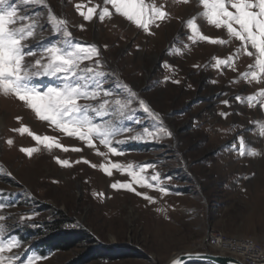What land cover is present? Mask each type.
<instances>
[{"label":"rangeland","instance_id":"rangeland-1","mask_svg":"<svg viewBox=\"0 0 264 264\" xmlns=\"http://www.w3.org/2000/svg\"><path fill=\"white\" fill-rule=\"evenodd\" d=\"M145 3L166 13L164 20L156 21L159 27L150 24L153 34L115 13L104 0H44L42 5L18 7V15L38 14L40 25L37 37L27 41L37 56L26 59L39 58L43 44L59 39L49 23L51 12L67 21L75 42L97 46L103 71L108 74L104 87L120 93L119 86L127 84L171 132L170 137L156 133L158 122L134 101L132 119L122 125L132 131L115 137L113 146L122 154L114 155L99 140L89 148L86 142L67 137L49 122L39 120L15 96L0 93V203L9 205L0 213L6 217V234L20 241V247L5 256L18 253V264L28 257H41L34 264H164L175 252H218L209 246L207 236L211 233L252 239L264 252V137L259 135L264 110L247 102L249 95L264 90V77L249 82L250 77L242 76L253 70L248 66L254 63V58L242 51L233 59L235 71L213 66L214 58L232 55L239 41L231 39L221 45L188 39L191 30L186 22L196 17L202 35L229 40L226 29H217L199 15L203 12L199 0ZM105 6L112 16L100 21L99 13ZM91 8L96 9L93 19L85 21L79 13ZM88 63L84 61L82 66ZM40 82L55 83L47 78ZM237 95L240 101L235 99ZM103 99L101 96L100 101ZM225 99L227 106L221 103ZM221 112L228 113L227 117ZM107 119L97 118L101 122ZM22 127L41 137H54L69 150L49 151L27 132L15 131ZM145 128L158 138L129 139ZM238 137L245 142L243 156L239 154ZM119 140L125 142L117 145ZM22 147L38 151L29 157L20 151ZM249 149L260 154L248 155ZM56 157L68 160L71 166H61ZM113 163L125 168L132 165L131 170L154 187H140L127 170L122 173L111 168ZM146 163L154 168L141 171ZM102 165L111 168V176L105 174ZM156 173L160 174L159 185L150 179ZM117 181L132 183L155 202L131 191L113 189L111 184ZM158 208L163 211L158 212ZM21 216L32 218L21 221ZM58 218L65 219L67 229L87 233L90 242L66 251L41 253L37 244L47 224Z\"/></svg>","mask_w":264,"mask_h":264},{"label":"snow or ice","instance_id":"snow-or-ice-1","mask_svg":"<svg viewBox=\"0 0 264 264\" xmlns=\"http://www.w3.org/2000/svg\"><path fill=\"white\" fill-rule=\"evenodd\" d=\"M187 4L189 0H182ZM44 0H0V93L13 95L31 109L36 117L41 121H47L56 130L64 133L67 137H76L86 142L89 148L94 147V140H99L100 144L108 148L114 155L122 154L117 146H113L115 137L123 132L132 131L131 128L123 127L124 120H131V113L134 101H138L144 112L148 113L158 123L155 125V132L171 136V132L163 127L158 114L151 111L145 101L139 99L137 94L127 85L121 84L120 93H114L111 89L105 88L107 73L103 71L101 54L96 45H81L72 39V34L67 28V21L57 19L49 12V23L52 31L58 35L55 42L43 44L39 48V58L28 60V57H36L37 51L29 46L27 41L37 37L38 14L36 16L18 15V7L28 5H42ZM105 5H111L115 13L126 18L147 34L150 32V24H156L157 20H164L166 13L154 4H147L145 0H104ZM199 5L203 6V12L199 15L207 18V23L214 25L217 29H226L229 40L221 38H210L202 35L196 23V17L190 18L186 22L187 28L191 30L188 39L195 43L197 40L207 41L212 44H227L231 39L240 42L239 47L232 55L226 59L214 58L216 68L221 66L230 67L235 71L233 63L234 57H238L242 51L248 57L254 58V63L250 64V72L243 73L245 79L250 77V81H259L264 77V0H199ZM80 7L79 5L77 6ZM231 9V10H230ZM234 10V11H233ZM96 9L91 8L87 13L81 11L79 14L85 21H91ZM112 12L108 7H103L99 13L100 21L105 17H111ZM27 21V23H25ZM83 27V26H81ZM106 47V46H105ZM251 49V50H250ZM84 61L89 63L86 66ZM44 78L55 83H41ZM179 83V81H174ZM105 99L100 101V97ZM237 101L241 97H235ZM83 100L85 103H80ZM88 101H100L96 104ZM247 102L250 107L259 104L264 110V90H260L257 95H249ZM224 105H229L227 99L221 101ZM221 116L227 117L228 113L221 112ZM108 117L109 119L98 121L97 118ZM20 118L18 117L17 120ZM137 124L140 121H136ZM259 135L264 137V124L260 125ZM21 134L27 132L32 138L44 144L51 151L53 148H60L67 152L69 149L56 141L54 137L35 135L27 127L16 129ZM146 136L158 138L155 133H150L147 128L143 133H137L129 137L131 140L144 139ZM240 150L239 154H245V142L243 137H238ZM125 141H116L119 145ZM7 143L11 146L13 141L9 139ZM73 151H80L73 148ZM21 152L31 157L38 151L37 148L20 149ZM103 155V153H98ZM248 155H259L254 149L248 150ZM61 166H71L68 160L55 158ZM79 163V161H77ZM84 163H89L87 160ZM95 167V165H92ZM108 176L112 175L111 168H115L122 173L127 170V174L133 177L134 182L140 187L153 188L154 185L146 182L144 176L132 171V165L123 166L113 163L111 168L101 166ZM144 168H154L153 164L146 163ZM160 174L156 173L150 177L151 181H159ZM167 179H171L170 177ZM157 185V186H158ZM111 187L116 190L124 189L131 191L137 196H142L150 203H154L153 197L141 193L132 186V183H112ZM162 193L166 189L159 187ZM96 195V193H93ZM0 203V210L8 207ZM163 211V209H157ZM31 216H21L20 220L31 219ZM6 217L0 213V264H18L20 259L18 253L5 256V253H12L13 249L20 247V241L15 235L6 234L7 226L3 223ZM191 255V254H188ZM41 257H28L23 264H34V260ZM171 264H182L179 258L173 260Z\"/></svg>","mask_w":264,"mask_h":264},{"label":"trees","instance_id":"trees-1","mask_svg":"<svg viewBox=\"0 0 264 264\" xmlns=\"http://www.w3.org/2000/svg\"><path fill=\"white\" fill-rule=\"evenodd\" d=\"M66 221L58 218L52 223L47 224L45 235L37 244L41 253L53 251H66L77 244L90 242L89 235L80 230L67 229ZM71 264H81L80 262H72Z\"/></svg>","mask_w":264,"mask_h":264},{"label":"built area","instance_id":"built-area-1","mask_svg":"<svg viewBox=\"0 0 264 264\" xmlns=\"http://www.w3.org/2000/svg\"><path fill=\"white\" fill-rule=\"evenodd\" d=\"M207 239L212 249L224 254L225 252L230 253L245 264H264L262 260L264 252L252 239H229L221 233H211Z\"/></svg>","mask_w":264,"mask_h":264},{"label":"water","instance_id":"water-1","mask_svg":"<svg viewBox=\"0 0 264 264\" xmlns=\"http://www.w3.org/2000/svg\"><path fill=\"white\" fill-rule=\"evenodd\" d=\"M177 258L182 264H245L236 257L212 251L175 252L164 264H171Z\"/></svg>","mask_w":264,"mask_h":264},{"label":"bare ground","instance_id":"bare-ground-1","mask_svg":"<svg viewBox=\"0 0 264 264\" xmlns=\"http://www.w3.org/2000/svg\"><path fill=\"white\" fill-rule=\"evenodd\" d=\"M215 248V247H214ZM217 249V248H216ZM176 254H178V253H176ZM172 257V256H171ZM263 261H264V257H263V259H262Z\"/></svg>","mask_w":264,"mask_h":264}]
</instances>
